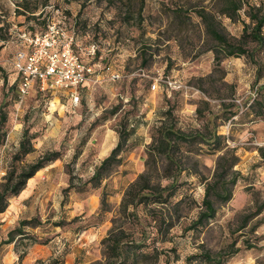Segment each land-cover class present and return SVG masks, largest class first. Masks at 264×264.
Returning a JSON list of instances; mask_svg holds the SVG:
<instances>
[{"label":"rangeland","instance_id":"rangeland-1","mask_svg":"<svg viewBox=\"0 0 264 264\" xmlns=\"http://www.w3.org/2000/svg\"><path fill=\"white\" fill-rule=\"evenodd\" d=\"M240 2L229 18L221 13L226 6L220 0H0V104L6 113L0 129V185L8 172L19 171L45 151H58L64 172L75 177L74 189L63 193L64 188L43 186L37 201L4 214L18 195L9 199L0 213V264L53 259L57 264H103L101 240L113 219L124 224L120 204L128 186L141 174L162 185L175 174L155 151L160 126L184 132L215 126L224 144L235 150L238 176L232 198L217 204L215 217L185 231L200 209L204 183L220 153L198 143L180 144L175 157L182 171L173 203L155 212L140 205L138 222L129 220L135 236L157 237L154 264H184L186 256L202 248L212 254L236 250L225 264H264V161L258 152L264 146V46H245L256 64L247 56H225L209 30L239 40L245 25L250 26L249 14L263 1ZM52 6L65 11L79 53L92 43L98 48L92 60L97 81L79 88L76 104L64 90H41L36 84L22 100L18 94L15 55L28 50V35L44 32L43 19ZM111 74L119 78L112 80ZM25 131L34 150L14 161ZM119 141L120 163L99 187L84 185ZM155 214L162 217L159 232L150 223ZM170 219L174 226L165 233ZM22 221H30L24 234L5 243ZM77 235L90 240L75 248ZM78 252L79 260L73 261Z\"/></svg>","mask_w":264,"mask_h":264},{"label":"trees","instance_id":"trees-1","mask_svg":"<svg viewBox=\"0 0 264 264\" xmlns=\"http://www.w3.org/2000/svg\"><path fill=\"white\" fill-rule=\"evenodd\" d=\"M220 1L226 6V8L222 9L221 13L229 18H233L241 8L240 0ZM262 1V5L255 8V10L249 14L250 26L247 24L245 25L243 35L235 43L215 29H209L218 44L225 50V56H232L234 54L243 55L249 57L251 62L255 64L258 62L253 55L249 56L245 46L249 42L254 43L256 46L255 48H262L264 46V36L262 34L264 28V0ZM52 9H59V7L52 6ZM62 13L65 15L63 9ZM45 15L43 23L46 30L50 19L54 15L53 10L48 11ZM72 32L75 37H77L73 30ZM77 48L78 47H75L78 51ZM17 77L19 87L20 74L17 73ZM3 82V86H5V77L3 78ZM35 84L37 85V83ZM262 88H264V85H262ZM4 98L5 95L3 96V100ZM4 105V102L0 104V129L6 122V113L3 111ZM234 114L235 113H231L230 116ZM229 118L230 117H226L225 119L228 120ZM154 142H156L155 151L164 156L163 158L168 162L169 166L175 170V174L165 177L170 180L165 185H162L160 182L153 183L147 173L141 174L128 186L120 204V215L125 219V222L123 225H116L113 219L111 228L108 230L107 235L101 240V245L103 247L102 256L104 258L103 264H154L157 262L159 252L157 247L154 246L157 237L150 238V240L147 241L148 236H135V234L130 231L129 220L131 222H138L139 218L136 210L140 205L149 208L153 212L157 206L162 210L165 206L173 203L178 188V178L182 171L181 161L175 157V152L179 150L180 144L193 145L198 143L206 145L212 153H220L211 179L204 183V195L200 209L184 230H194L205 226L215 217L217 204L227 203L232 198L233 187L236 184L238 176V172L233 170V167L236 165L238 158L235 156V150L228 148L226 144H224V136L218 134L215 126L208 129L206 132H184L172 126H160L157 129V136ZM122 146L123 141H119L109 155L95 167L93 174L83 184L89 183L93 187H99L113 171L115 165L120 163ZM33 150L34 147L25 131L19 142L17 152L12 159L14 161H19L23 156L31 153ZM258 152L261 160L264 161V146L259 147ZM61 158L58 151H45L33 162L23 166L19 171L12 170L8 172L0 185V213L6 210L11 197L19 195L30 178L39 170L53 164ZM74 179L75 177L69 174L68 186L63 189V193L75 188V184L73 183ZM180 203L181 200L175 202L173 206L178 207ZM106 204L104 196H102L101 212L106 211ZM129 208H131L130 211ZM161 219L162 217L156 214L151 217L150 223L153 222V230L156 232L160 231V225L162 224ZM29 223L30 221H22L19 228L10 233V237L5 243H11L14 234L23 235V227ZM173 226V221L170 219L166 225L165 233ZM235 252L236 250L229 249L227 251L223 250L212 254L210 251L202 248L201 251L186 256L184 264H225L228 258ZM57 263L58 261L53 259L48 264ZM95 264H101V262L98 261Z\"/></svg>","mask_w":264,"mask_h":264},{"label":"built area","instance_id":"built-area-1","mask_svg":"<svg viewBox=\"0 0 264 264\" xmlns=\"http://www.w3.org/2000/svg\"><path fill=\"white\" fill-rule=\"evenodd\" d=\"M51 10L54 15L45 32L28 35V50L15 55L14 69L20 74L19 98L22 100L28 95L31 87L37 83L41 90H64L76 104L80 99L79 88L97 81L96 64L92 60L98 48L92 43L81 48L84 52L79 53L75 49L76 37L71 29H67L62 10ZM110 78L116 80L119 75L111 74ZM155 85H152V89H155Z\"/></svg>","mask_w":264,"mask_h":264},{"label":"crops","instance_id":"crops-1","mask_svg":"<svg viewBox=\"0 0 264 264\" xmlns=\"http://www.w3.org/2000/svg\"><path fill=\"white\" fill-rule=\"evenodd\" d=\"M68 182H69V176L64 172L62 160L59 159L55 161L53 164L39 170L32 178H30L27 181L24 189L19 193V195L10 201V205L8 206V209L6 210L4 214L6 213L12 214V212L16 213L20 209V205H22L21 207H25V205L29 204L30 202L37 201V197L39 196V193L43 186L48 185L54 188L56 186L57 188H60V187L66 188L68 186ZM88 202H90V200ZM85 203L87 204V201H85ZM75 206H76V203H75ZM102 227L104 228V224L103 226L99 228V230L97 231V234L98 232L100 233V230H102L101 229ZM87 236L90 237V234H88ZM76 237L78 238L73 243V247L75 248L76 247L82 248L85 245V243H87V241L90 240L89 237L84 238V235L83 237H79L78 235ZM55 239L56 238L52 239L51 242H55L54 241ZM76 242H79L80 244ZM75 248H73L72 250H75ZM76 259L79 260V252L73 258V261H75Z\"/></svg>","mask_w":264,"mask_h":264}]
</instances>
